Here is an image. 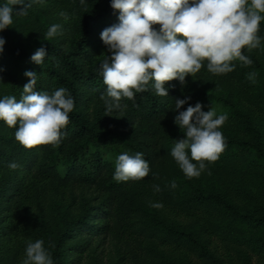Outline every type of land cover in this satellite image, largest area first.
<instances>
[{"label": "trees", "instance_id": "trees-1", "mask_svg": "<svg viewBox=\"0 0 264 264\" xmlns=\"http://www.w3.org/2000/svg\"><path fill=\"white\" fill-rule=\"evenodd\" d=\"M118 15L110 0H43L27 15L14 11L13 24L0 32V97L19 100L24 73L34 71L36 91L65 87L75 102L55 145L26 149L15 127L0 122V264H22L27 243L38 239L54 264H264V41L241 49L250 65L235 59L232 72L213 74L204 61L183 84L167 82L168 97L150 82L121 100L126 108L107 113L99 65L111 53L100 33ZM53 24L61 28L49 38ZM42 46L48 56L39 66L30 57ZM185 97L180 111L204 100L228 117L219 129L224 151L215 161H193L206 168L191 178L170 155L183 138L174 102ZM124 151L144 154L147 177L113 179ZM11 162L19 167L10 169Z\"/></svg>", "mask_w": 264, "mask_h": 264}, {"label": "clouds", "instance_id": "clouds-1", "mask_svg": "<svg viewBox=\"0 0 264 264\" xmlns=\"http://www.w3.org/2000/svg\"><path fill=\"white\" fill-rule=\"evenodd\" d=\"M42 2L31 0L25 4V0H12L13 6L0 4V32L13 24L14 11L27 15L31 3ZM85 2L81 0L82 4ZM15 5L23 7L16 11ZM110 7L118 11V23L100 33L111 55L105 56L99 65L105 85L100 99L107 113L126 108L121 100L133 99L135 92L147 91L150 82L156 95L168 97L165 84L173 80L183 84L186 76L205 67L204 61L213 74L232 72L235 65L230 62L235 59L250 65L252 61L241 49L258 48L264 41L258 35L260 22L264 20V0H110ZM60 28L59 24L51 25L46 36L55 37ZM5 43L0 36V54ZM47 56L42 46L30 60L40 66ZM24 75L28 83L19 100L15 96L0 97V122L9 128L15 127V141L26 149L60 143L64 136L62 130L75 106L74 99L65 87L52 92L36 91L37 73L26 71ZM189 99L174 102L177 114L173 122L183 138L174 140L170 155L183 174L191 178L199 177L206 168L205 163L193 161H215L224 151L226 142L219 129L228 117L217 116L211 107L203 111L199 102L180 111ZM8 167L15 170L19 165L11 162ZM150 171L142 152L124 151L115 158L113 179L117 182L141 180ZM171 187H176L174 182ZM153 190L161 191L159 185H153ZM152 206L163 207L159 203ZM22 264H54V261L44 241L38 239L27 243Z\"/></svg>", "mask_w": 264, "mask_h": 264}, {"label": "rangeland", "instance_id": "rangeland-1", "mask_svg": "<svg viewBox=\"0 0 264 264\" xmlns=\"http://www.w3.org/2000/svg\"><path fill=\"white\" fill-rule=\"evenodd\" d=\"M202 106H203V110H205V111H208L209 109H210V107L212 108V110L215 112V113H222V112H224L223 110H222V108H221V106H219V105H215V104H213V103H211V102H208V101H200L199 102Z\"/></svg>", "mask_w": 264, "mask_h": 264}]
</instances>
